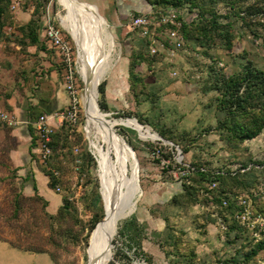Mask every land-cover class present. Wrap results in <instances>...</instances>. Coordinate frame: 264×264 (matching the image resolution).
Here are the masks:
<instances>
[{"label":"rangeland","instance_id":"374dc122","mask_svg":"<svg viewBox=\"0 0 264 264\" xmlns=\"http://www.w3.org/2000/svg\"><path fill=\"white\" fill-rule=\"evenodd\" d=\"M13 3L17 4L16 8ZM261 3L264 4V0ZM248 4L249 1L244 6ZM45 7L46 23L49 17L59 21L78 58L81 72L77 86L79 109L75 121L63 120L71 122L72 129L67 139L63 137L59 143L57 151L61 153L60 157L52 155L43 161L38 153L32 152L30 160L28 158L22 166H17L11 157L18 144L13 134L16 127L0 122V239L11 247L4 253V264H88L90 241L96 230L87 242L89 220L94 215L90 207L91 194L96 182L103 195L102 203L108 207L100 165L103 148L107 149L108 145L90 126L83 100L86 82L83 72L91 59L87 49L97 50L98 41L88 26L73 16L60 0H49ZM34 9L33 0H11L0 36V109L12 113H19L16 108L27 105L30 99L34 101L35 89H39L41 82L46 80L45 64L42 66V56L39 55L57 64L55 48L47 44L48 49L38 50L28 45L21 31V26L30 20ZM215 9L225 14L229 7L220 1ZM180 11L185 21L197 16L196 10H190L188 5ZM99 12L109 20L101 3ZM231 20L232 31L236 35L231 49L220 46L207 50L187 42L172 55L173 60H169L164 51L156 56L150 55V58L144 56L136 70L143 82L133 87L129 72L131 56L137 52L143 37L137 31L112 27L106 21L116 46L110 68L97 86L99 90L103 81L109 84L111 102L109 110L102 109L100 93L97 99L96 91L95 104L100 112L108 115V119L124 121L114 126L127 142L133 143L141 189L132 214L120 219L113 233L109 254L104 260L111 258L108 264L119 262L124 253L136 264H264V249L253 259H245L247 251L264 239V231L256 238L235 217L240 208L239 196L247 193L253 209L264 213V164L256 168L257 177L253 185L245 189L237 188L231 194L228 207H221V203L210 196L215 192L209 188V181L197 189L198 200L195 203H187V197L181 205L171 202L174 195L184 193L183 183L191 175L182 176L177 172L179 161L204 165L211 170L236 168L247 162L264 163V130L244 142L232 140L227 130L220 127L224 113L217 108L219 92L207 86L213 65L229 73L240 71L248 61H252L256 67L264 69V9L258 12L257 20L251 24L257 35L241 18L232 17ZM77 28H81L85 47L74 34ZM63 82L65 84L64 76ZM65 87L70 96L66 84ZM32 105L35 107V118L41 112L37 104ZM69 106L58 111H66ZM133 119L149 128L151 133L162 136V139L143 136L126 123ZM61 125L55 131L60 130ZM162 130L174 140L165 138ZM156 147L162 149V157L170 161V167H164L153 157L152 151ZM86 150L94 157L93 165L86 164L82 158ZM54 171L59 172L58 185L61 188L60 191L49 189L54 203L58 200L56 196H67L73 204L71 213L59 220L48 217V212L56 214L59 207L52 210L48 203L46 205L47 200L40 193V189L45 191V186L37 177V174L45 176L47 172L55 176ZM129 177L131 175L127 173V181ZM107 179L110 177L107 176ZM222 183L224 179H218V185ZM34 184H37V190ZM133 215L139 223L145 224L141 233L143 255H136V245L129 240L133 245L130 248L128 239L119 232ZM232 224H240L247 230L241 226L232 230ZM53 234L58 241L56 243L51 239Z\"/></svg>","mask_w":264,"mask_h":264},{"label":"trees","instance_id":"16d2710c","mask_svg":"<svg viewBox=\"0 0 264 264\" xmlns=\"http://www.w3.org/2000/svg\"><path fill=\"white\" fill-rule=\"evenodd\" d=\"M11 0H0V36L4 26V19L7 15V11ZM49 0H33L35 3V9L32 12L30 20L21 26V31L28 41V45L36 46L38 50L48 49V39L44 36V28L46 27L45 17L47 16L46 5ZM154 7L155 11L163 10L166 7L173 6L177 9L183 10V7L188 5L190 10H196L197 16L191 21H185L180 29L185 37V43L196 45V47H203L210 49L212 47H224L231 49L234 45L236 38L235 33L232 31L233 21L232 17H239L245 24L252 27V23L257 20V14L260 10L264 9V4L261 0H148ZM224 1L229 7L225 14L219 13L215 9L216 3ZM249 1L250 4L244 6V3ZM43 8V9H42ZM226 19V20H225ZM53 23L60 26L59 21L56 22L51 19ZM61 27V26H60ZM252 31L257 35L254 27ZM149 41L147 38H142L140 45L136 48L137 52L131 56L130 63V80L131 86H135L136 83H142L143 78L138 74L137 66L144 59V56H156L149 52ZM184 46V45H183ZM54 48V47H53ZM209 51H207L208 53ZM209 89L219 92L217 108L224 113L223 119L220 120V127L226 129L232 140L235 142H244L245 140L253 139L257 137L264 130V69L256 67L252 61H248L240 71L225 72L221 68H210ZM100 93V106L104 110H109V105L106 98V81H103L99 85ZM34 108V107H33ZM32 108V109H33ZM139 121L143 122L141 118ZM68 120V119H66ZM71 122L65 121L61 125V129L54 132L51 142L53 157L59 158L60 154L57 151L61 139L69 136L71 128ZM161 134L170 140H174V137L170 136L164 130ZM132 143V142H131ZM133 144V143H132ZM185 152L188 149H184ZM82 158L86 164H94V157L90 151H84ZM194 164V163H192ZM250 164L252 166L244 171L238 169L235 174H224L217 177H213L208 172L197 171L192 173L187 180L183 183L184 193L180 195H174L172 197V203L181 205L184 203V198L187 197V203H195L198 199L196 197L197 189L206 181L212 182L213 180L224 179V183L211 189L215 193L212 195L213 200L216 202H222V199H230L231 194L238 190L237 188L245 189L249 188L256 181V168H259L263 162H247L242 163V168H247ZM197 166H203L200 164H194ZM258 166V167H256ZM264 169V166H263ZM47 175H51L49 185L51 188H56L59 184V177L47 172ZM190 178V179H189ZM228 183H225V181ZM37 190V184H34ZM239 186V187H238ZM249 195V193H247ZM250 196V195H249ZM102 195L99 191V184L96 182L95 189L91 194L90 207L93 208L94 215L89 220L88 235L89 237L101 220L105 217V207L102 203ZM47 205V201H45ZM230 205V204H229ZM17 207H20L17 200ZM73 208L72 202L67 196L63 197L62 204L60 205L56 214L48 212L50 219H64L66 214L71 213ZM168 222V219H165ZM244 228L242 225L232 224L230 228L236 229L238 227ZM145 228V224L139 223L138 218L133 215L131 219L126 220L119 232L121 236H124L136 245V255L144 254L141 249V233ZM55 230V229H54ZM247 230V229H246ZM59 236L58 231L55 230ZM58 236V239L60 238ZM51 239L54 243L58 242L54 234ZM127 243L130 248L133 247ZM264 249V239L257 241L245 254V259L251 260L258 253ZM110 258H108L109 260ZM146 261L149 260L145 257ZM108 260L104 261L106 264ZM119 262L111 261L110 264H136L127 253H124V257L118 259Z\"/></svg>","mask_w":264,"mask_h":264},{"label":"bare ground","instance_id":"6f19581e","mask_svg":"<svg viewBox=\"0 0 264 264\" xmlns=\"http://www.w3.org/2000/svg\"><path fill=\"white\" fill-rule=\"evenodd\" d=\"M60 2L73 16H76L78 20L88 26L98 41L97 50L87 49L91 54V59L83 72L87 83L83 100L90 126L103 137L108 145L107 149L103 148L100 165L103 170L102 178L103 186L106 189L107 209L111 211L109 218L104 219L96 228L88 252V264H103L109 254V244L117 224L120 219L125 218H119V216H128L136 207V197L141 194L138 184V165L128 142L115 130L114 125L124 121L108 119V115L100 112L95 104L97 85L110 68L116 46V41L107 28L106 20L99 15L98 10L94 6L80 3L78 0H60ZM74 30L76 38L82 47H85L86 42L84 41L81 28ZM126 123L136 128L147 138L155 139L160 137L157 133H151L152 131L150 132L149 128L144 127L135 119ZM127 173L131 175L128 181L126 180ZM107 176L110 179H107Z\"/></svg>","mask_w":264,"mask_h":264},{"label":"built area","instance_id":"2783aa9c","mask_svg":"<svg viewBox=\"0 0 264 264\" xmlns=\"http://www.w3.org/2000/svg\"><path fill=\"white\" fill-rule=\"evenodd\" d=\"M12 6L16 8L17 4L13 3ZM184 22L185 20L182 17L181 11L173 6H169L163 10H154L150 13L133 14L127 22L126 27L128 32L137 31L143 38L148 39L149 52L151 54L155 55L167 50L170 55H174L185 43V37L180 30ZM44 35L62 57V61L65 64V84L71 97L70 106L66 111H57L51 116L43 113L34 122L38 134L39 155L43 161H46L52 154L51 142L56 127L61 125L64 119L76 120L80 102L77 86L81 72L78 65V58L74 55L75 51L73 50V46L66 39L62 28L53 23L50 17L44 28ZM51 117H57L58 121L56 125L51 124ZM0 122H5L9 126H17L22 120L16 113L0 109ZM152 155L164 167H170V161L162 157V149L160 147H156L152 151ZM251 166L252 164L247 168H242V165H240L236 168H218L211 170L204 165L197 166L190 162L179 161L177 172L182 176H189L194 172L203 171L210 173L213 177H217L228 173L235 174L238 169L244 171ZM54 173L58 177L59 172L54 171ZM217 184L218 180L215 179L209 184V188L213 189ZM55 189L57 191L61 190L59 185ZM210 196L212 197V195ZM229 204L230 201L228 199H222L221 207H228ZM238 204L240 208L236 211L235 217L256 238H259L261 232L264 231V213L253 209L251 197L247 194H241L239 196Z\"/></svg>","mask_w":264,"mask_h":264},{"label":"crops","instance_id":"0c3cea01","mask_svg":"<svg viewBox=\"0 0 264 264\" xmlns=\"http://www.w3.org/2000/svg\"><path fill=\"white\" fill-rule=\"evenodd\" d=\"M83 1L95 5L97 7L96 9H98V12L99 3H101L107 13V16L109 17V20L105 16L101 14L99 15L104 18L109 25L111 23L112 27H117L119 29L121 28L125 30H127L126 24L133 14L150 13L154 11L153 5L148 0H114V2H112L111 0H95L94 2H90L87 0ZM48 44L50 47H54L49 41ZM56 52L58 54V59H56L57 64H55L54 60L47 59L43 57V55H39L40 57L42 56V66L43 64H45L44 68H46V80L41 82L39 89H35L36 98H34V101L30 99V102L27 105L23 106L22 108H16L17 110H19V113L16 114L22 120V122L15 126L16 128L13 129V134L16 137L18 144L16 148L12 150L11 157L16 161L17 166L24 165L25 161L28 160V158L30 160L32 152H36L39 154L38 134L34 123L37 118L43 113H47L49 116H51L62 107L70 104L71 97L66 92V87L63 82V76L65 74V64L63 63L62 57L57 49ZM164 52L168 54L167 56L169 60H173L172 55H170L167 50H164ZM109 88L110 86L106 82V98L108 105L111 102ZM47 94H50V98L44 97ZM32 104H37L41 112V114L35 116V118L33 115V110L35 107ZM57 121V117L50 118V122L52 125H56ZM19 159L21 161H19ZM33 167L35 171H37V168H35L36 166L33 165ZM43 175L38 176L37 174V177L42 180L45 186V191L42 192L40 189L41 183L39 184L40 193L46 198L50 209H57V206L60 207V205L62 204L63 197L54 196L56 199H58L56 201V204L54 203L53 196L49 192V189H51L49 185L50 179L48 178L47 174L45 176ZM10 249L11 247L5 241L0 239V264L5 263L4 253L5 251H8Z\"/></svg>","mask_w":264,"mask_h":264},{"label":"water","instance_id":"95a60500","mask_svg":"<svg viewBox=\"0 0 264 264\" xmlns=\"http://www.w3.org/2000/svg\"><path fill=\"white\" fill-rule=\"evenodd\" d=\"M79 2H81V3H86V4H89V6H95V5H93V4H90V3H87V2H84V1H81V0H78ZM96 7V6H95ZM97 8V7H96ZM98 10V9H97ZM100 14V13H99ZM85 82V81H84ZM86 87H87V83L85 82V93H86ZM98 94H99V90H98V86H97V99H98ZM162 137V136H161ZM161 137H159V138H161ZM162 139V138H161ZM165 141H167V142H170L168 139H165ZM128 143H129V145H130V147H131V149H132V151L134 152V155H135V157H136V159H137V154H136V151H135V149H134V147L132 146V144L128 141ZM137 161V160H136ZM137 165H138V161H137ZM138 184H139V182H138ZM103 196V195H102ZM111 211V210H110ZM110 211L107 209V207H105V217H104V219H106V218H109V216H110ZM132 214V213H131ZM121 217H127V216H124V215H120L119 216V218H121ZM104 219L102 220V221H100V222H98V224L96 225V227L94 228V230L99 226V224L101 223V222H103L104 221ZM93 230V231H94ZM92 231V232H93ZM91 236H92V234H91ZM90 240H91V237H90ZM91 242V241H90ZM89 245H90V243H89Z\"/></svg>","mask_w":264,"mask_h":264}]
</instances>
